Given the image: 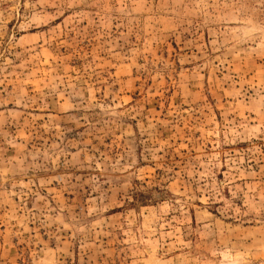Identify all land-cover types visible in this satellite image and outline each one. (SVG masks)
I'll list each match as a JSON object with an SVG mask.
<instances>
[{
  "label": "rangeland",
  "instance_id": "obj_1",
  "mask_svg": "<svg viewBox=\"0 0 264 264\" xmlns=\"http://www.w3.org/2000/svg\"><path fill=\"white\" fill-rule=\"evenodd\" d=\"M0 264H264V0H0Z\"/></svg>",
  "mask_w": 264,
  "mask_h": 264
}]
</instances>
